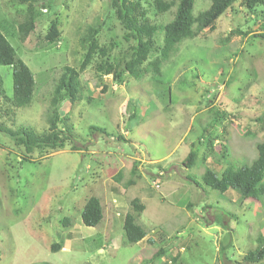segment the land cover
Wrapping results in <instances>:
<instances>
[{"label":"rangeland","instance_id":"obj_1","mask_svg":"<svg viewBox=\"0 0 264 264\" xmlns=\"http://www.w3.org/2000/svg\"><path fill=\"white\" fill-rule=\"evenodd\" d=\"M110 1L40 0L37 8L58 19L62 31L59 42L49 45L47 25L39 22L21 42L18 26L27 6L0 0V27L37 81L31 105L15 109L13 119L3 115L1 122L48 132L54 87L65 66L79 68L88 27H99L100 45L114 43L111 60L120 59L128 45ZM206 1L198 0L196 10L206 8ZM143 2L151 11L152 1ZM258 14L256 25H247L237 2L213 31L187 41L160 76L142 83L129 75L121 82L100 75L96 54L79 76L81 100L60 108L59 130L72 137L64 150L26 153L33 148L26 138L18 147L0 134V264H264L244 260L264 236V197L246 200L203 184L207 170L220 176L227 166L249 165L258 155L264 135L255 121L264 113V41L256 36L264 8ZM236 29L246 34L232 35ZM0 74L12 97V68L2 66ZM1 99L2 108L11 106ZM216 111L228 117L214 132ZM207 132L220 138L210 143ZM192 151L197 158L187 168ZM221 151L228 154L225 160L216 159ZM92 196L103 206L109 203L112 215L104 208L106 217L95 228L81 218ZM134 198L145 206L139 222L148 237L122 246L124 217ZM54 244L61 249L54 252ZM160 249L167 250L165 259L155 258Z\"/></svg>","mask_w":264,"mask_h":264},{"label":"trees","instance_id":"obj_2","mask_svg":"<svg viewBox=\"0 0 264 264\" xmlns=\"http://www.w3.org/2000/svg\"><path fill=\"white\" fill-rule=\"evenodd\" d=\"M151 1L149 4L151 11L145 7L143 0L110 1V12L118 21L123 32L122 39L128 45V48L116 62L111 60L109 52L117 46L114 43L101 46L98 41L99 27L91 26L87 28L81 38L85 55L79 68L65 66L61 78L54 87L50 101L51 111L48 116V132L38 134L33 128L29 129L24 126L14 129L0 121V134L13 140L18 147L25 142L22 138H26L33 147L32 149L26 148V153H31L35 148L42 151L64 150L66 145L72 142V137L59 130L60 108L62 103L68 102L74 105L81 100L79 76L93 64L96 54L101 58L100 62H95L96 71L100 75L112 76L115 81H120L124 75H129L137 82L142 83L146 77L153 79L160 76L163 68L178 56L183 44H186L187 41L194 40L206 30L213 31L220 17L225 15L228 10L233 9L237 2H241L244 12L248 16L245 20L247 25H256L258 19L261 18L258 14V8H264V0H207L208 6L199 11L196 10L198 0ZM18 2L27 6L26 17L18 26V37L21 42H26L30 35L36 31L38 22L47 25L45 36L49 45L59 42L62 35L60 23L58 19L46 16V13L37 8L36 5L40 0H18ZM44 16L48 17L49 21L45 20ZM261 29L262 32L256 37L264 41V20ZM231 34L243 35L246 33L236 29ZM229 39L226 38V40ZM2 66L11 67L13 70V95L12 97L6 95L0 74V118L6 114V116H11V119H13L15 109L30 106L34 101L37 81L32 70L18 56L16 49L0 27V67ZM103 91L105 92L106 88ZM1 96H4L11 106L6 109L2 108ZM212 114H214L211 121L213 126H210V128L215 132V127L226 121L228 115L220 111ZM255 121L261 125V130L264 132V113L257 117ZM220 128L222 127L220 126ZM101 131L104 132V130ZM207 134L211 136L210 143L220 138L215 133H213L214 136L211 135V132H207ZM72 148V150H76L75 146ZM224 149L226 150L225 146ZM256 150L257 158L249 165H242L239 168L231 165L227 166L220 176L212 170H207L203 177V184L221 193L233 190L242 199H261L264 197V135L256 145ZM216 154V159L225 160V157L228 156L226 151L217 152ZM196 158V151H192L185 161L186 167L191 168ZM144 210L145 206L138 198L130 200L122 227V246L137 245L147 237L146 230L139 222V217ZM81 218L83 225L86 227H97L104 219L101 201L94 196L90 197L84 205ZM61 223L64 226L69 224L68 219H63ZM263 238L264 236H260L258 247L245 256L244 260L246 262L261 263L264 260ZM147 242L152 244L153 239H148ZM61 246V244H54L52 249L57 252L61 249ZM167 253V250L160 249L155 258L162 256L165 259ZM177 260L178 258H174V262H177Z\"/></svg>","mask_w":264,"mask_h":264},{"label":"crops","instance_id":"obj_3","mask_svg":"<svg viewBox=\"0 0 264 264\" xmlns=\"http://www.w3.org/2000/svg\"><path fill=\"white\" fill-rule=\"evenodd\" d=\"M112 177H113V176H112ZM102 206H103V204H102ZM119 206H122V204H119ZM115 207H116V206H115ZM104 208H105V210H106V216H109V215H110V216L112 217V215L110 214V213H111V210H110V204L107 203V202H105V203H104V206H103V210H104ZM113 208H114V206H113ZM114 211H115V213H116L115 215L118 217V214L120 215V213H118V212H116V211H119V210H115V209H114ZM127 211H128V208H127ZM127 211H126V212H127ZM125 214H126V213H125ZM106 216H105V213H104V218H105ZM120 216H121V215H120ZM120 216H119V217H120ZM147 237H148V236H147ZM147 241H148V240H147Z\"/></svg>","mask_w":264,"mask_h":264},{"label":"clouds","instance_id":"obj_4","mask_svg":"<svg viewBox=\"0 0 264 264\" xmlns=\"http://www.w3.org/2000/svg\"><path fill=\"white\" fill-rule=\"evenodd\" d=\"M153 185H154V186H155V185H158V187H159V184H157V183H154Z\"/></svg>","mask_w":264,"mask_h":264},{"label":"built area","instance_id":"obj_5","mask_svg":"<svg viewBox=\"0 0 264 264\" xmlns=\"http://www.w3.org/2000/svg\"><path fill=\"white\" fill-rule=\"evenodd\" d=\"M158 187V185H156Z\"/></svg>","mask_w":264,"mask_h":264}]
</instances>
